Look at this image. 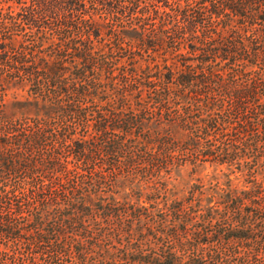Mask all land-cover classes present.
<instances>
[{
    "label": "trees",
    "instance_id": "trees-1",
    "mask_svg": "<svg viewBox=\"0 0 264 264\" xmlns=\"http://www.w3.org/2000/svg\"><path fill=\"white\" fill-rule=\"evenodd\" d=\"M0 264H264V0H0Z\"/></svg>",
    "mask_w": 264,
    "mask_h": 264
}]
</instances>
